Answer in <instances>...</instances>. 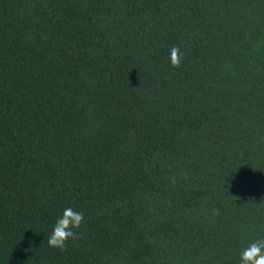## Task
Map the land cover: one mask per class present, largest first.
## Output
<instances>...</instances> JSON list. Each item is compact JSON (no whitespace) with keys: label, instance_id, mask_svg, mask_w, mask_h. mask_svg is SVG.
<instances>
[{"label":"trees","instance_id":"1","mask_svg":"<svg viewBox=\"0 0 264 264\" xmlns=\"http://www.w3.org/2000/svg\"><path fill=\"white\" fill-rule=\"evenodd\" d=\"M259 238L264 0H0V264H239Z\"/></svg>","mask_w":264,"mask_h":264},{"label":"clouds","instance_id":"2","mask_svg":"<svg viewBox=\"0 0 264 264\" xmlns=\"http://www.w3.org/2000/svg\"><path fill=\"white\" fill-rule=\"evenodd\" d=\"M183 54L178 46L169 49V64L173 68L181 66ZM214 214H219L214 209ZM85 220L83 212L72 207H65L61 215L56 219L48 236V246L60 251L66 250L69 241H76L80 238L79 229ZM239 264H264V238H259L246 247L239 254Z\"/></svg>","mask_w":264,"mask_h":264}]
</instances>
